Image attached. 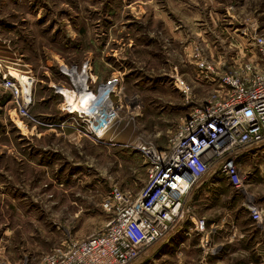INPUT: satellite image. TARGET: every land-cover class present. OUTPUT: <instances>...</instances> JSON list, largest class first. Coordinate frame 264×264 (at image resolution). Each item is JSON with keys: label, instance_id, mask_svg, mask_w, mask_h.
Listing matches in <instances>:
<instances>
[{"label": "rangeland", "instance_id": "rangeland-1", "mask_svg": "<svg viewBox=\"0 0 264 264\" xmlns=\"http://www.w3.org/2000/svg\"><path fill=\"white\" fill-rule=\"evenodd\" d=\"M263 33L264 0H0V65L30 90V114L42 121L72 112L62 129L19 118L0 139V264H40L68 239L102 229L112 189L138 193L150 164L144 149L166 150L210 93L197 80L195 53L218 63L232 47L230 62L237 46ZM176 71L193 86L191 102L174 85ZM104 92L113 120L104 117L107 105L99 108ZM80 94L89 95L86 110H70ZM92 107L101 118H79ZM255 152L239 160L247 194L233 188V200L216 199V211L244 223L251 204L264 221V154Z\"/></svg>", "mask_w": 264, "mask_h": 264}, {"label": "built area", "instance_id": "built-area-1", "mask_svg": "<svg viewBox=\"0 0 264 264\" xmlns=\"http://www.w3.org/2000/svg\"><path fill=\"white\" fill-rule=\"evenodd\" d=\"M194 58L197 80L208 82L210 93L204 102L193 106L169 137L166 150L144 149L150 160L144 186L136 194L113 188L102 204L112 215L106 225L87 238L68 239L40 264H137L193 215L189 199L205 177L221 176L247 194V176L239 160L245 150H256L253 157L264 154V33L255 35L246 47L241 46L230 62L226 57L218 63L208 62L198 52ZM221 65L227 67L221 70ZM173 78L176 88L191 102L193 86L178 71ZM0 93L10 96L19 118L48 129H62L67 114L72 113H64L57 122L36 120L29 112L31 93L27 94L18 78L1 65ZM91 110L101 118L99 111ZM89 114L79 118L92 120ZM114 117L115 113L109 118ZM88 128L81 129L101 139L98 131ZM247 208L255 221L262 220L258 206ZM192 221L194 231L209 249L206 220L193 217Z\"/></svg>", "mask_w": 264, "mask_h": 264}, {"label": "crops", "instance_id": "crops-1", "mask_svg": "<svg viewBox=\"0 0 264 264\" xmlns=\"http://www.w3.org/2000/svg\"><path fill=\"white\" fill-rule=\"evenodd\" d=\"M231 48L221 52L219 56H231ZM63 115L64 112L44 120L61 121ZM6 118L10 119V123H6ZM18 119L10 96L0 93V139L11 136L10 126L18 124ZM3 149L7 154L14 152L11 144L6 143ZM22 149L31 148L25 146ZM214 177L216 176H209L201 181L191 194L189 202L193 215L182 221L166 240L147 251L137 264H264V221H255L251 213H247L250 219L244 223L241 216L231 215L227 211H216V199L224 197L233 200V194L238 191L236 192L225 178L218 176L219 179H213ZM15 184L14 188L21 186ZM193 217L206 220L210 238L209 249L203 245L201 236L194 231ZM228 218H234L231 224L236 220L238 227L233 229L231 224L224 223ZM0 231L1 235L6 233L3 227Z\"/></svg>", "mask_w": 264, "mask_h": 264}, {"label": "bare ground", "instance_id": "bare-ground-1", "mask_svg": "<svg viewBox=\"0 0 264 264\" xmlns=\"http://www.w3.org/2000/svg\"><path fill=\"white\" fill-rule=\"evenodd\" d=\"M83 91H85V88H83ZM29 92H30V90L27 89V94H29ZM82 95L83 94H80L75 99L70 100V101H72L70 103V107H69L70 110H72V109H79L81 111H83V110L85 111L86 110V106H87V101H88L89 95H86V97L82 96ZM107 96H108V93L104 92V94L100 97L99 108L101 107L102 104L107 105L105 110H106V116L109 117L113 113H112V110L110 109V105L107 102V99H108ZM90 103H91V100H90ZM89 116L94 118L95 115L93 116L92 114H89Z\"/></svg>", "mask_w": 264, "mask_h": 264}]
</instances>
